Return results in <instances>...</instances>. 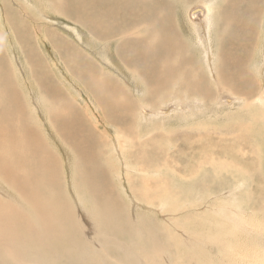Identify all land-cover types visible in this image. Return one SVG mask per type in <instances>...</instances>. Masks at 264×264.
Masks as SVG:
<instances>
[{"label": "rangeland", "instance_id": "374dc122", "mask_svg": "<svg viewBox=\"0 0 264 264\" xmlns=\"http://www.w3.org/2000/svg\"><path fill=\"white\" fill-rule=\"evenodd\" d=\"M102 1L0 0V219L9 220L12 204L31 220L34 238L42 232L43 247L31 248L27 264H264V0L230 9L238 26L227 25L231 0H170L185 34L181 52L197 60L204 81L185 75L174 30L149 21L152 55L166 63L156 73L126 64L118 49L145 39V24L133 25L145 0H111L117 24L98 27L111 41L97 43L89 32L104 15L107 4L94 15ZM196 5L208 7L214 25L211 38L195 42L189 30L210 31L203 17L185 22ZM148 8L166 22L157 13L166 5ZM225 37L238 53L210 73L207 44ZM19 162L21 179L12 174ZM49 225L59 238L48 237Z\"/></svg>", "mask_w": 264, "mask_h": 264}, {"label": "bare ground", "instance_id": "6f19581e", "mask_svg": "<svg viewBox=\"0 0 264 264\" xmlns=\"http://www.w3.org/2000/svg\"><path fill=\"white\" fill-rule=\"evenodd\" d=\"M141 1V0H140ZM245 1L246 0H231L230 1V3H229V6L230 7H228V10H229V14H230V21H229V25H233V23H234V21H235V17H237V16H240V15H235V14H231L230 13V9H232V11H235V10H238V8L240 9V7L242 6V7H245ZM145 2H147L146 3V9H145V11L144 10H139V11H137V19L135 20V22H134V24L133 25H138L139 23H149V22H151V24H153V26H157L159 29H161V30H166V31H173L174 30V35H173V38H174V40H175V42H176V45H177V48H181V45H180V43H186L183 39H182V37L183 36H185V34H183V35H181V34H179L178 33V31L176 30V27L178 26V24L177 23H179V21H178V17H177V15L175 14V8H173L172 7V5L169 3L170 2V0H145ZM249 2H250V0H249ZM112 3V5H109V4H111ZM116 1L115 2H113V1H111V0H104V1H102V2H94V15L95 16H97L98 15V11H99V8L102 6V5H105L106 6V4H107V7H103L104 9V15L102 16V19L101 20H99L98 21V23L96 24V26H95V31L94 32H89L90 34H91V36L92 37H94L95 39H96V42L97 43H106V44H108V43H110V41L111 40H109V39H111V35L109 36H106V35H104V36H100V35H98L97 34V28L98 27H101V28H106V29H108V23H112V24H115L117 21H115V20H117V19H115L114 17H113V14L117 11V9H115V6H116ZM154 3H156V4H162V5H166L167 7H168V9L167 10H157V13L158 14H161V18L163 19V20H165L166 22L165 23H163V24H160L159 23V20H158V18H155V15H154V13H152V12H150V10H149V8H148V5H154ZM136 4V3H135ZM241 4V5H240ZM264 4V3H263ZM240 5V6H239ZM197 6H199L198 8H194V9H192L190 12H189V15H187V16H189V18L192 20V21H195V23L197 22V21H200L201 20V18L204 16V17H210L211 16V13H210V10H206L204 7H202V6H200V5H197ZM142 7H144V6H142ZM142 7H141V9H142ZM249 7L251 8V5H249ZM264 7V6H263ZM83 8V7H82ZM137 8H139V5H138V7ZM191 8V7H190ZM133 10V9H132ZM224 10V9H223ZM261 10V9H260ZM188 11V10H187ZM128 12V11H127ZM130 12H131V10H130ZM108 13V14H107ZM239 13V12H238ZM105 14H107V15H105ZM261 14V13H260ZM118 15V14H117ZM224 15V14H223ZM128 16V15H127ZM131 16L133 17V16H135V13H131ZM185 17V22H188L189 21V18L188 17ZM257 17V15H253L252 17H251V19H252V22L253 23H256L257 22V20H258V17ZM148 17V18H147ZM157 17H158V15H157ZM167 17H170L171 18V20L170 19H166ZM131 19H133V18H131ZM131 19H129L128 18V20H131ZM205 19V18H204ZM96 20V19H95ZM108 20V21H107ZM147 21H149V22H147ZM259 21V20H258ZM77 23H80V19H78L77 21H76ZM85 22V21H84ZM239 22H240V20H239ZM133 23V22H132ZM193 23V22H192ZM236 23V22H235ZM241 23V22H240ZM117 24V23H116ZM121 24V23H120ZM91 25V24H90ZM95 25V24H94ZM118 25H119V23H118ZM194 25V24H193ZM210 25V24H209ZM237 25V24H236ZM111 26V25H110ZM126 26V25H125ZM118 27V26H117ZM117 27L115 28V29H117ZM121 27V26H120ZM152 27V26H151ZM78 28V27H77ZM147 28V29H146ZM114 29V28H113ZM151 28L148 26V25H146L145 24V39H140V40H138V42L136 43V45H134L135 47H131L128 43L125 45H122V47L121 48H119L118 49V52H120V54H122V57H123V59L124 60H127L128 62L126 63L127 65L129 64V65H134V66H137V67H139L141 70H143V72L144 71H146L147 69H149L150 68V70H152V68H153V71L156 73V70H159V68H158V66H161L162 64H164V63H166V60H164V59H162V58H160V56H159V58H156V57H153V55H152V53L153 52H155V49H154V47H153V42H154V40H155V35H153L152 37L148 34V31L147 30H150ZM203 30H205L204 31V33L202 34V31H200V30H198V29H191V30H189L190 31V34H194V36H195V42L196 41H198V40H200V39H203V38H205V37H207V35H208V33H206L205 34V32H206V28L204 27L203 28ZM115 31V30H114ZM77 32V31H76ZM131 32V31H130ZM133 32V31H132ZM47 33V32H46ZM128 34H129V32H128ZM131 34V33H130ZM247 34V33H246ZM135 35L137 36V34L135 33ZM125 36V35H124ZM221 36V35H220ZM248 36V35H247ZM113 37V36H112ZM126 37H127V35H126ZM230 37V36H229ZM117 38V37H116ZM121 38V37H120ZM234 38V37H233ZM117 39H119V38H117ZM126 39H128V38H126ZM130 39V38H129ZM191 40H192V38H190ZM225 39V38H224ZM193 40H194V38H193ZM192 40V41H193ZM229 40H231V39H229ZM252 40V39H251ZM225 41H226V39H225ZM237 41V40H236ZM84 42V41H83ZM128 42V41H127ZM130 42H131V40H130ZM231 42V41H230ZM230 42H229V44H230ZM55 43L58 45V40H56L55 41ZM119 43V42H118ZM121 43V42H120ZM119 43V44H120ZM226 43V42H225ZM233 44V43H232ZM245 44H247V43H245ZM60 45H61V48H62V50L64 51V53H65V56L66 57H68V60H69V58H71L70 60H72L74 57H75V53L74 52H72V48H70V46H68V47H65L66 45H64V47H63V44H62V42L60 43ZM103 45H105V44H103ZM186 45V44H185ZM209 45V43L207 44V46ZM244 45V44H243ZM235 46H237L236 48H238V46H240V45H237V44H235ZM117 47H118V44H117ZM174 47V45L173 46H171V49ZM206 47V46H205ZM229 47V46H228ZM233 47V46H232ZM66 48H68V49H66ZM108 48V47H107ZM116 48V47H115ZM230 48H231V45H230ZM235 48V49H236ZM209 49V48H208ZM223 49H225L224 47H223ZM237 50H239V49H237ZM235 51L234 50V48L232 49H230V50H228V53L227 54H225V56L226 55H228V57H229V59H227V60H232V57H231V55L234 53L233 51H235V54H236V52L238 53V51ZM115 51H116V49H115ZM179 50L177 49V52H178ZM215 51L217 52V53H215ZM215 51H213L212 52V50H209V56H208V58L206 59V61H205V63H208V65H207V68H209V67H211L210 68V70H209V72L211 73L213 70V68L215 67V64H216V62L217 61H221V59L223 58V56H224V54H222V52L220 51V50H215ZM224 51V50H223ZM130 52H132V53H134V57L135 58H131V56L129 57V59H127L126 57H125V55L128 57V55H130L129 53ZM104 53V54H103ZM103 53H101V56H107V59L105 60L106 62H112V60H113V57L111 56V54L112 53H110L109 51H105V52H103ZM103 54V55H102ZM117 54V53H116ZM128 54V55H127ZM235 54L233 55V56H235ZM78 55H80V54H78ZM114 55H115V53H114ZM118 55V54H117ZM116 56V55H115ZM80 57V56H79ZM177 57V59H178V61L180 62V64H181V66L184 68V70H185V75L188 77V78H191L192 79V81H204L203 79H199V75L198 76H196V69L197 68H200V67H196L195 66V62L197 61V60H195V58L194 57H192L191 55H189V50H183L182 52H181V54L180 55H178V56H176ZM230 57H231V59H230ZM106 58V57H105ZM66 59V58H65ZM209 59V60H208ZM120 60H122V59H120ZM211 61H213V62H211ZM236 61V60H235ZM104 62V61H103ZM114 62H116V61H114ZM226 62V65H228L227 64V61H225ZM230 62V61H229ZM237 62V61H236ZM71 63H73V64H75V60L73 61H71ZM105 63V62H104ZM221 63V62H220ZM232 63H234V61H232ZM238 63V62H237ZM236 63V64H237ZM196 67V68H195ZM131 68V67H130ZM136 68V67H135ZM86 69V68H85ZM198 70V69H197ZM138 72H140V71H138ZM166 72H169V71H166ZM92 73V70L90 69V70H88V71H86V74L88 75V74H91ZM154 73V74H155ZM170 73V72H169ZM213 73V72H212ZM145 74H147V73H145ZM174 73H170L168 76H166L167 77V79H166V81H175V79H176V75L174 74ZM124 75V74H123ZM141 75V74H140ZM151 75V74H150ZM173 75V76H172ZM172 76V77H171ZM244 76V75H243ZM155 77V78H154ZM153 78V80H155V81H160L161 80V78L159 79V78H156V76H154ZM241 77V76H240ZM239 77V78H240ZM144 78V77H143ZM242 78V77H241ZM146 79V78H145ZM235 82V84H238V82L240 83L241 81H234ZM233 82V83H234ZM243 82V81H242ZM245 82V81H244ZM167 85V87L168 88H170V87H172V85L171 84H169V83H167L166 84ZM239 85V87H240V84H238ZM204 86V85H203ZM242 88H243V86H241ZM245 90V89H244ZM170 92H168V94H169ZM246 93V92H245ZM203 94V93H202ZM162 96V95H161ZM161 96L159 97V98H161ZM231 98V97H230ZM161 101V100H160ZM225 101V100H224ZM232 101V100H231ZM16 102V101H15ZM14 102V103H15ZM225 103H229V100H227V101H225ZM16 104V103H15ZM230 104V103H229ZM16 106V105H15ZM14 107V106H13ZM168 108V107H167ZM149 115V114H148ZM64 123V122H63ZM3 127V126H2ZM64 127V126H63ZM64 131V130H63ZM5 133H7V132H5ZM25 134V133H24ZM9 135V134H8ZM17 135V134H16ZM27 135H31V134H28L27 133ZM33 136H34V134H33ZM36 136H37V134H36ZM14 137V136H13ZM26 138V137H25ZM14 139V138H13ZM5 140V139H4ZM18 146L20 147V148H22V149H24V147H28V149L29 148H32V147H30L31 145H29L28 144V142L27 141H22V143H21V146L19 145V143H18ZM18 155V153H15V154H11V155H6V156H10V157H13V158H15V157H18L17 156ZM21 156H20V158L21 159H23L25 162H26V164H27V169H29L30 168V161H28V158H26L23 154H20ZM34 157H36L37 158V154L36 155H34ZM8 159V158H7ZM47 159V158H46ZM31 161H32V159H30ZM35 160H34V158H33V162H34ZM55 164V163H54ZM18 167H16V168H14L13 169V171H12V174L13 173H16V177L18 178V179H21L22 178V172H23V170H24V166L23 165H21V162H19L18 163V165H17ZM47 168H49V166L47 167ZM52 168H54V167H52ZM49 170V169H48ZM12 174H9V171H8V169H7V167H6V171L4 172V176L7 178V176H8V178L11 180V175ZM9 181V180H8ZM24 187V186H23ZM15 189H17V188H15ZM30 188H27V187H24L23 189H22V192L23 191H27V190H29ZM18 193H21L20 191L18 192ZM28 196L30 197V199L32 200V202H33V200L35 201V208H38V209H40V205L37 203V201L35 200V199H33V197L30 195V194H28ZM79 201V200H78ZM80 203V202H79ZM11 204V203H10ZM82 206V205H81ZM17 207L15 206V205H10L9 206V211H8V214L6 215V216H8L9 217V220H1L0 221V250H2V252H0V264H27V261H28V258L29 257H32L34 254H31L30 253V250H31V248L32 247H37V248H42L43 246H41L43 243H42V239L40 238V236H41V234H42V232L40 233V234H38V236L36 235V237L34 238L33 237V235H32V233H31V229H33L34 227H33V225L31 224V220H29L23 213H22V211L21 210H17L16 209ZM67 215H68V213H67ZM44 216H47V215H44ZM46 218V217H45ZM2 221H8V223H6V224H4ZM15 221H17V222H19L20 224L21 223H24V225L23 226H21L26 232H27V234H25V235H23V234H21V235H19V233H18V230H17V227H16V223H15ZM36 224V223H35ZM35 229V228H34ZM38 229V228H37ZM47 229V228H46ZM50 229L52 230V232L51 233H49V231H50ZM30 230V231H29ZM35 231H36V229H35ZM34 231V232H35ZM53 231H54V227L52 226L51 227V225H49L48 226V230H47V232H48V237L49 238H53V239H55V238H59V235H58V233L56 232V233H53ZM36 233V232H35ZM30 234V236L27 238V236ZM27 238V239H26ZM45 241H46V238H45Z\"/></svg>", "mask_w": 264, "mask_h": 264}, {"label": "crops", "instance_id": "0c3cea01", "mask_svg": "<svg viewBox=\"0 0 264 264\" xmlns=\"http://www.w3.org/2000/svg\"><path fill=\"white\" fill-rule=\"evenodd\" d=\"M197 6V5H196ZM200 6H202V7H204L206 10H208V7L206 6V5H200ZM193 8V7H192ZM190 12V11H189ZM188 15H189V13H188ZM188 18H189V16H187ZM203 18H205V22L207 21V23H209L210 24V31H209V33H208V37L207 38H211L212 36H210L211 35V32H212V27H213V20H214V15H213V13H212V16H210V17H204L203 16ZM189 22H193L192 24H194V25H196L195 24V21H192L190 18H189ZM236 21H234V23H233V25H229V21H227V25H229V26H238V25H236L237 23H235ZM187 26H189V25H187ZM212 26V27H211ZM216 33V32H215ZM215 33H214V35H215ZM227 37H225V39H226ZM225 39L223 38V39H220L219 41H218V43H219V46L218 45H216V46H214V47H211V44H209V46H210V50H212V52L213 51H215V50H220L221 52H222V54H224V58H223V64H225L226 62L225 61H227L228 62V60L227 59H229V57H228V55H226L225 56V54H227L228 53V50H230L231 48H232V46H233V44H232V42H230L231 40H229V38H227L226 39V41H225ZM226 42V43H225ZM229 42H230V44H229ZM235 44H237V45H240V43L239 42H236ZM230 45H231V48H230ZM229 46V47H228ZM223 47L225 48V49H223ZM237 47V46H236ZM179 51L178 52H176V56H178V55H180L181 54V48H177ZM224 50V51H223ZM227 53H226V52ZM234 52V51H233ZM215 53H217L216 51H215ZM235 53V52H234ZM187 81H191V79H189V80H187ZM192 93V92H191ZM206 94H202V99L204 100L205 98H204V96H205ZM187 97H190V93H188V94H186L185 95V98H187ZM208 101H216V103H218V104H221V102H218V100L217 99H214V98H208L207 99ZM222 100V99H221ZM180 110H181V113L180 114H183L184 113V107L183 108H180ZM126 114H125V120H126ZM185 116V115H184ZM127 122V121H126Z\"/></svg>", "mask_w": 264, "mask_h": 264}]
</instances>
